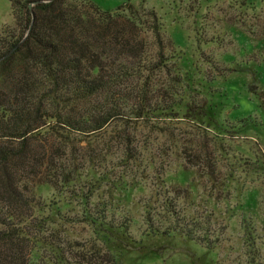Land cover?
Returning a JSON list of instances; mask_svg holds the SVG:
<instances>
[{
    "label": "trees",
    "instance_id": "16d2710c",
    "mask_svg": "<svg viewBox=\"0 0 264 264\" xmlns=\"http://www.w3.org/2000/svg\"><path fill=\"white\" fill-rule=\"evenodd\" d=\"M10 1L24 29L0 30V264H118V250L137 242L134 220L118 216L105 198L111 172L85 148L111 134L122 140L125 161L135 162L141 148L128 127L172 118L183 105L162 21L154 9L152 22L141 20L131 1L116 10L90 0ZM159 76L170 83L156 92ZM124 89L133 93L125 98ZM43 188L54 192L45 197ZM168 211L176 225L162 229L147 216L148 234L174 232L214 247L200 225L182 223L177 204L168 203ZM61 223L89 225L101 241L113 240L115 251L104 252L98 239L60 236Z\"/></svg>",
    "mask_w": 264,
    "mask_h": 264
},
{
    "label": "rangeland",
    "instance_id": "374dc122",
    "mask_svg": "<svg viewBox=\"0 0 264 264\" xmlns=\"http://www.w3.org/2000/svg\"><path fill=\"white\" fill-rule=\"evenodd\" d=\"M90 1L103 10L131 1L148 23V10L157 12L167 54L181 76L174 89L184 102L172 118L149 119L138 131L128 127L130 134L138 133L135 162L125 161L122 140L111 134L91 148L82 144L101 170L111 172L114 183L102 186L105 198L112 199L118 216L134 220L137 242L118 250V264H264V127L255 123L264 121V0ZM17 17L12 2L0 0V30L22 33ZM142 34L154 42L151 33ZM159 78L156 92L170 83L169 76ZM132 93L124 89L121 95ZM246 117L252 121L245 125L240 121ZM53 192L41 190L45 197ZM170 202L177 204L183 224L196 222L209 233L214 247L174 232L148 234L147 216L162 229L176 225ZM63 224L64 238L100 240L85 223L66 229ZM101 242L104 252L115 251L113 240Z\"/></svg>",
    "mask_w": 264,
    "mask_h": 264
}]
</instances>
